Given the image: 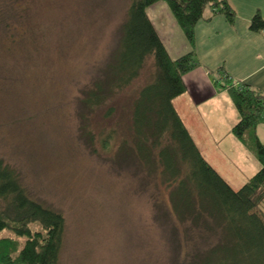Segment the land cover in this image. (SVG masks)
<instances>
[{
  "label": "rangeland",
  "instance_id": "1",
  "mask_svg": "<svg viewBox=\"0 0 264 264\" xmlns=\"http://www.w3.org/2000/svg\"><path fill=\"white\" fill-rule=\"evenodd\" d=\"M129 1L0 0V160L30 198L61 213L57 264H193L219 238V229L161 216L162 186L134 158L100 148L105 124L94 114L90 140L79 128L77 95L109 58ZM158 1L148 14L161 16L170 48L176 23ZM149 70L147 58L116 94L125 136L128 98ZM201 144L202 157L232 188L259 168L242 147L225 156L211 140ZM258 207L264 211V201Z\"/></svg>",
  "mask_w": 264,
  "mask_h": 264
},
{
  "label": "trees",
  "instance_id": "2",
  "mask_svg": "<svg viewBox=\"0 0 264 264\" xmlns=\"http://www.w3.org/2000/svg\"><path fill=\"white\" fill-rule=\"evenodd\" d=\"M156 1L128 2L109 58L77 95L79 128L90 140L87 121L94 114L105 124L97 132L100 148L114 146L116 155L134 158L138 167L155 176L156 186L166 193L161 216L206 231L219 229V238L193 264H264V211L258 207L264 201V142L255 133L264 117L263 92L227 79L220 83L238 113L230 132L259 164L237 188L201 156L171 104L184 90L181 75L196 65L193 23L205 8L210 14L222 13L229 22L234 12L226 0H163L190 47L170 57L145 13ZM247 22L249 30L264 33L259 11ZM147 58L149 77L128 98L125 136L118 127L116 94L137 77ZM63 226L61 213L30 198L13 167L0 160V230L13 234L0 236V264H57Z\"/></svg>",
  "mask_w": 264,
  "mask_h": 264
},
{
  "label": "crops",
  "instance_id": "3",
  "mask_svg": "<svg viewBox=\"0 0 264 264\" xmlns=\"http://www.w3.org/2000/svg\"><path fill=\"white\" fill-rule=\"evenodd\" d=\"M226 1L234 12L230 22L222 13L210 14L205 8L203 16L193 23L191 47L196 65L181 75L184 90L171 98L176 114L200 154L201 142L206 146L207 140L225 156L236 153L240 147L249 151L230 132L238 113L226 90L220 86L224 79L232 84L245 83L264 94V33L249 30L247 22L255 10L264 17V0ZM157 2L160 1L145 8L146 16L168 56H178L190 47L177 25H173L177 45H171V49L166 46L161 16L148 14ZM255 133L258 140L264 142V117L256 124Z\"/></svg>",
  "mask_w": 264,
  "mask_h": 264
}]
</instances>
